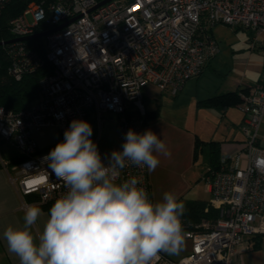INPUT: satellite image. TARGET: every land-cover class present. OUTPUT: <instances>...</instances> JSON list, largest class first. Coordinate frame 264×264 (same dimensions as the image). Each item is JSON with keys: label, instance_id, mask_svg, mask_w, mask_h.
<instances>
[{"label": "built area", "instance_id": "1", "mask_svg": "<svg viewBox=\"0 0 264 264\" xmlns=\"http://www.w3.org/2000/svg\"><path fill=\"white\" fill-rule=\"evenodd\" d=\"M10 1L0 0V12ZM101 1L30 0L8 21L15 38L35 34L40 24V32H45L66 23L44 36L52 72L39 80L38 98L18 111L0 106V141L22 156L15 164L0 161L19 193L34 195L47 213L68 188L42 162L50 151L38 147L35 132L56 124L64 138L72 120L92 114L98 147L102 115L110 113L116 119V150L122 151L129 129L144 132L143 87L176 96L188 79L199 76L218 50L213 26L223 23L247 30L251 47L264 44V0H109L97 5ZM6 47L8 73L16 80L43 62L23 41ZM246 88L239 92L238 104L244 141L220 153L217 166L206 167L202 175L216 218L182 217L190 251L176 260L160 253L154 264H234L244 235H264V147L258 143L264 121V64L261 82ZM131 176L142 181L151 200L147 169L129 166L120 180ZM31 179L38 183L26 186L24 181Z\"/></svg>", "mask_w": 264, "mask_h": 264}, {"label": "clouds", "instance_id": "2", "mask_svg": "<svg viewBox=\"0 0 264 264\" xmlns=\"http://www.w3.org/2000/svg\"><path fill=\"white\" fill-rule=\"evenodd\" d=\"M92 134L89 122L74 119L43 158L68 191L51 206L38 243L31 228L45 213L35 204L26 207L23 227L4 230L20 264H154L160 253L182 251L184 202L173 192L154 202L137 177L120 180L129 166L155 171L156 153L167 154L164 142L151 129H129L122 151L106 154L104 163Z\"/></svg>", "mask_w": 264, "mask_h": 264}, {"label": "rangeland", "instance_id": "3", "mask_svg": "<svg viewBox=\"0 0 264 264\" xmlns=\"http://www.w3.org/2000/svg\"><path fill=\"white\" fill-rule=\"evenodd\" d=\"M26 20L31 23V15L28 14ZM212 35L218 50L211 59V64L206 66L197 78L188 79L176 96L160 94L151 85L143 87V95L149 97L146 108L159 106L158 117L149 120L144 131L151 129L157 134L166 145L167 152L156 153L160 163L155 171H147L154 202L162 200L165 192H173L184 204L194 198L202 200L207 196L202 175L207 167L209 150L202 146L203 149H199L194 159L191 146L197 137L204 139L203 141L207 140L205 142L210 139L223 140V136L227 134L225 122L237 118L242 113L240 105L237 104L230 106L226 117L222 118L220 109L198 105L202 97L205 98L215 89H222L240 79L232 67L248 61L249 52L254 48L249 45L251 35L241 28L219 23L212 27ZM85 121L92 126L91 139L94 140L98 133L96 120L89 114ZM231 130L234 134H242L238 127L232 126ZM34 138L38 147L45 148L60 141L62 136L58 126L51 124L35 132ZM236 144L237 142L229 140L221 142V146L225 145L228 151ZM98 147L105 155L116 150L115 116L110 113L102 115ZM16 150L7 142L0 145V151L5 156L13 154ZM11 166L10 164L9 167ZM184 241L183 249L178 255L164 254L175 259L184 256L188 252V243Z\"/></svg>", "mask_w": 264, "mask_h": 264}, {"label": "crops", "instance_id": "4", "mask_svg": "<svg viewBox=\"0 0 264 264\" xmlns=\"http://www.w3.org/2000/svg\"><path fill=\"white\" fill-rule=\"evenodd\" d=\"M249 43H250V39H249ZM262 50H264V44H262V43L256 44L254 46V48H252V52L251 53L249 52L248 61H245L242 64H238V65L232 67L233 71H235L236 73L239 74L238 77L240 79L237 81H234L233 84H230V85L223 87L222 89H215V91L213 93H209L205 98L210 97V96L215 95V94H219V93H225V92H229V91H239V89H243L247 86L254 85L256 83L261 82V80H262V64H264V56H262ZM211 61L212 60L210 59L206 66L210 65ZM152 87H154V86H152ZM159 93L168 95V93H166V92H159ZM143 97H144L145 107H147V100L149 99V97L144 96V95H143ZM205 98L202 97L200 100L205 99ZM158 107L159 106H156L155 108H152V109L146 108V111L147 110L153 111V110L158 109V115H159V108ZM229 108L230 107H227L225 109H220L222 118L226 117V113L229 112V110H228ZM156 118H154V119H156ZM242 120H243V113H240V115H238L237 118H235V119H229L228 122H225L227 134L223 136V140H214V139L209 140V141H215L218 144L217 146L219 148L220 153L228 150L225 145L221 146L222 141H228L229 140V141L237 142V144L233 148H235L236 146H239L244 141L245 136H244V134L240 128ZM115 123H116V119H115ZM232 126L238 127L241 130L242 134L241 133L234 134L233 131L231 130ZM33 138H34V134H33ZM203 140L204 139H202V141ZM205 141H207V140H205ZM3 142H6V141L1 140L0 145ZM56 143L50 144L48 146L55 145ZM258 143L261 146L264 145V121H262L260 126H259ZM116 146H117V139H116ZM262 147H264V146H262ZM13 148H15V147H13ZM191 148H192L191 154L193 155L194 142H193ZM41 149H44V148L41 147ZM192 155L190 157H192ZM18 157H20V153L18 152V150H16V152H14L13 154H9L6 156L3 155L2 152L0 151V158L2 160L9 161V163L12 162L11 164H14L13 162H15V160ZM149 184H150V182H149ZM204 190H205V193L207 196L202 200L208 201L209 197H210V193H209L208 188L206 187L205 184H204ZM150 191H151V200L153 201L151 185H150ZM35 199H36V197L34 195L22 196L19 193L17 188L13 184L10 183L7 169L0 161V264H20L19 258L17 256H15L14 254H11L8 252L6 241L3 238V232L9 225L13 226L14 228L23 227V216H24V211H25V208H23V206H22L23 203L35 204V205L39 206L42 209V211L45 213V215L41 216L38 219L37 223L35 225H33L31 228V232L34 235L36 242L37 243L39 242V236L41 235V233L43 231V225H44L45 221L48 219V213H47L46 208L44 206H41V205H38L35 203ZM194 199L200 200V198H194ZM186 241L188 243V252H189L190 251V242L188 240H186ZM238 251L239 252L237 253V255L234 258V264H264V235H261V236L244 235L242 243L238 247ZM172 259H175V258H172Z\"/></svg>", "mask_w": 264, "mask_h": 264}, {"label": "trees", "instance_id": "5", "mask_svg": "<svg viewBox=\"0 0 264 264\" xmlns=\"http://www.w3.org/2000/svg\"><path fill=\"white\" fill-rule=\"evenodd\" d=\"M29 1L30 0H11L0 12V41L4 42L2 45H0V106H4L5 108L11 109L13 111H18L33 103L39 95V80L43 76L52 72V65L45 56V38L42 37L23 41L25 46L35 51L40 57L43 58L42 64L32 72L24 74L20 80L14 79L8 73V67L11 63V60L6 47V44L9 42L6 41L15 38L9 29L8 21L10 18L22 13ZM43 28L44 27L40 24L37 25L34 30L37 34L40 33ZM246 89L247 88L245 87L243 89H239V91H229L215 94L205 99L199 100L198 105L216 109H225L230 106H235L240 102L239 92L245 91ZM157 116L158 109L153 111L147 110L145 115V123L156 118ZM63 139L64 138H61L57 143L63 141ZM56 144L46 147L42 150H51L56 146ZM217 145L218 144L215 141L205 142L199 138H195L194 159L197 157L199 149L202 150V146H205L209 150L207 167L215 168L220 157V152ZM20 158H22L21 155L13 163H17ZM185 209L186 210L183 218H186L190 221H198L200 218L214 219L217 216L216 210L209 206L208 201L197 199L189 200L185 203Z\"/></svg>", "mask_w": 264, "mask_h": 264}, {"label": "water", "instance_id": "6", "mask_svg": "<svg viewBox=\"0 0 264 264\" xmlns=\"http://www.w3.org/2000/svg\"><path fill=\"white\" fill-rule=\"evenodd\" d=\"M107 1H109V0H102L100 3H98L97 5H102V4H104L105 2H107ZM66 25V23L65 24H63V25H60V26H58L57 28H54V29H52V30H48V31H45V32H40V33H35V34H31V35H28V36H23V37H19V38H14V39H11V40H9V41H6V42H13V41H26V40H31V39H35V38H42V37H44V36H46L47 34H49L50 32H52V31H54V30H57V29H59V28H61V27H63V26H65ZM5 42V43H6ZM4 42H2V41H0V45H2Z\"/></svg>", "mask_w": 264, "mask_h": 264}, {"label": "snow or ice", "instance_id": "7", "mask_svg": "<svg viewBox=\"0 0 264 264\" xmlns=\"http://www.w3.org/2000/svg\"><path fill=\"white\" fill-rule=\"evenodd\" d=\"M36 183H38V181H37V180H33V181L30 183L29 187H31L32 185H35Z\"/></svg>", "mask_w": 264, "mask_h": 264}]
</instances>
